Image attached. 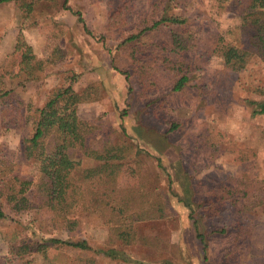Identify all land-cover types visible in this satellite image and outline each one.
Returning a JSON list of instances; mask_svg holds the SVG:
<instances>
[{"label":"rangeland","instance_id":"rangeland-1","mask_svg":"<svg viewBox=\"0 0 264 264\" xmlns=\"http://www.w3.org/2000/svg\"><path fill=\"white\" fill-rule=\"evenodd\" d=\"M64 1L0 4V90H9L0 97V160L12 161L16 172L33 181L26 209L14 212L5 205L9 216L0 219V264H161L164 259L173 264H264V202L248 208V196L242 194L249 190L252 202L264 195V115L252 116L247 104L264 100V64L253 55L234 72L216 52L220 38L245 46L252 31L242 21L246 0H67L81 12L91 34L63 7ZM119 6L127 8V16L115 15L110 22ZM164 14L186 21L161 23L137 40H125ZM18 40L43 62L32 77L20 71L24 48L16 50ZM182 75L187 80L175 90ZM67 85L78 93L93 91L92 100L77 109L81 119L95 125L90 147L129 146L116 174L117 188L143 181L156 188L152 192L167 196L166 216L132 222L136 237L128 243L117 237L116 225L106 223L107 213L76 209L63 222L39 206V169L22 156L21 140L31 131L35 109ZM174 123L177 127L170 130ZM157 157L169 173L177 172L171 190ZM91 163L83 157L77 172ZM190 186L193 215L206 233L204 249L195 237L190 208L179 200ZM71 219L76 223L69 227L65 220ZM51 237L85 239L89 248L51 245L45 256L36 251L17 256L25 241ZM108 249L140 263L101 252Z\"/></svg>","mask_w":264,"mask_h":264},{"label":"trees","instance_id":"trees-1","mask_svg":"<svg viewBox=\"0 0 264 264\" xmlns=\"http://www.w3.org/2000/svg\"><path fill=\"white\" fill-rule=\"evenodd\" d=\"M8 1L12 0H0V4ZM246 2V12L242 21L252 31L245 42V46L225 43L222 38L219 39L216 46V52L223 58L225 65L234 72L244 69L253 55L258 56L264 64V0H246ZM66 3L67 0L64 1L63 7L76 15L84 30L91 34L81 12L72 9ZM30 6V4L27 5L28 8ZM126 11L125 6H119L110 15V22L115 15L127 16ZM185 21L184 17L164 14L151 26H145L138 32L126 35L125 40H137L146 29L154 28L161 23L180 25ZM112 26H116V24ZM100 38L102 39L101 36ZM21 47L24 50L21 54L20 71L25 72L27 77H32L34 70L37 67L40 68L43 62L35 59L29 45L24 46V43L18 40L16 50ZM125 78L128 80L126 72ZM186 80L187 76L182 75L173 88L179 90L184 86ZM8 92L9 90L1 88L0 97ZM92 94L91 89L81 93L75 92L71 85L53 90L44 104L35 109L31 131L22 136L21 152L24 159L33 162L39 169L37 189L40 192V207H47L54 217H60L63 222L65 214L76 209L107 213L106 223L116 225L117 237L128 243L130 239L136 237L132 229V222L166 216L168 199L160 190L152 192L156 188H147L143 181L138 187L117 188L116 174L121 167V161L127 157L129 146L123 143L96 149L88 145V139L96 137L95 125L90 121L81 119L77 109L79 103L92 100ZM247 104L251 107L252 116L264 115V100L249 99ZM124 113L127 111L125 110ZM176 127L177 124L174 123L169 129L174 130ZM75 150L81 152L79 154L81 156L78 158L71 155ZM83 157L90 158L92 163L77 172ZM156 159L158 166L167 175L169 190H171L174 183L173 176L178 178L177 172L174 175L169 173L162 163V159L160 157ZM178 161L181 164V161ZM32 184L31 178L15 171L12 161L0 160V219L9 216L5 210V205L14 212L22 211L28 207L27 192ZM234 193L231 188L228 189L229 196H233ZM242 194L248 196L247 201H245L248 208L256 207L264 202V195L258 201L252 202L250 201L252 194L249 197V190ZM175 195L179 196L178 193ZM184 196L185 198H179V200H183L184 204L190 208V218L192 219L195 237L198 238L202 249H204L207 246L206 233L199 231L197 216L193 215L192 204L195 203H193L191 186L184 190ZM65 222H68L69 227L76 223L75 219L65 220ZM140 238L149 242V239L144 236ZM51 245L79 249L89 248L85 239L70 241L51 237L39 242L25 241L22 246L17 248L16 254L20 257L26 251H36L45 256L47 247ZM101 252L110 257L140 263L130 259L129 255L123 251L108 249ZM203 259H206L204 254ZM161 264L173 263L164 259Z\"/></svg>","mask_w":264,"mask_h":264}]
</instances>
